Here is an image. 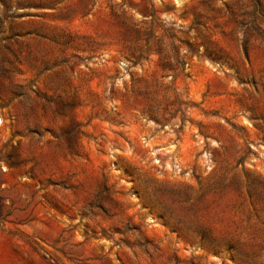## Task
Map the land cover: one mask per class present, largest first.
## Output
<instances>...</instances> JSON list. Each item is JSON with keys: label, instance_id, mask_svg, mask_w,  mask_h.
Wrapping results in <instances>:
<instances>
[{"label": "rangeland", "instance_id": "374dc122", "mask_svg": "<svg viewBox=\"0 0 264 264\" xmlns=\"http://www.w3.org/2000/svg\"><path fill=\"white\" fill-rule=\"evenodd\" d=\"M0 264H264V0H0Z\"/></svg>", "mask_w": 264, "mask_h": 264}, {"label": "built area", "instance_id": "2783aa9c", "mask_svg": "<svg viewBox=\"0 0 264 264\" xmlns=\"http://www.w3.org/2000/svg\"><path fill=\"white\" fill-rule=\"evenodd\" d=\"M123 66V65H122ZM124 67V66H123Z\"/></svg>", "mask_w": 264, "mask_h": 264}]
</instances>
